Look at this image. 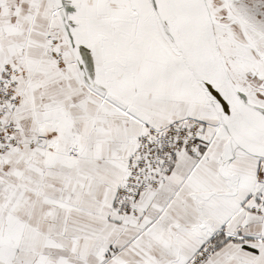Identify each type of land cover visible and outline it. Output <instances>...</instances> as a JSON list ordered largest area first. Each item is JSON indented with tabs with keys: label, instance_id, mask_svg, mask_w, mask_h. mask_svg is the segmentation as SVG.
I'll return each mask as SVG.
<instances>
[{
	"label": "crops",
	"instance_id": "crops-1",
	"mask_svg": "<svg viewBox=\"0 0 264 264\" xmlns=\"http://www.w3.org/2000/svg\"><path fill=\"white\" fill-rule=\"evenodd\" d=\"M138 7L0 0V77L9 64L22 71V145L0 155V264H186L212 239L221 244L203 264H264V158L232 146L177 49L181 64ZM186 117L203 122L202 158L181 154L137 215L119 213L136 138ZM39 133L54 146L30 147Z\"/></svg>",
	"mask_w": 264,
	"mask_h": 264
},
{
	"label": "built area",
	"instance_id": "built-area-1",
	"mask_svg": "<svg viewBox=\"0 0 264 264\" xmlns=\"http://www.w3.org/2000/svg\"><path fill=\"white\" fill-rule=\"evenodd\" d=\"M49 54L58 67L65 65L64 51L55 36H48ZM21 69L17 65H6L0 77V155L18 149L19 128L14 119L20 104L17 93ZM203 122L186 117L162 128H150L136 138L135 151L130 158L124 183L117 190L114 207L124 215H137L142 197L150 190L159 188L172 172L176 159L184 153L202 158L201 128ZM51 133L33 135L28 145L39 150L54 146ZM72 151H76L72 149ZM221 243L212 239L204 244L186 264H203Z\"/></svg>",
	"mask_w": 264,
	"mask_h": 264
},
{
	"label": "water",
	"instance_id": "water-1",
	"mask_svg": "<svg viewBox=\"0 0 264 264\" xmlns=\"http://www.w3.org/2000/svg\"><path fill=\"white\" fill-rule=\"evenodd\" d=\"M174 47L200 83L232 146L264 158V108L242 96L220 52L206 0H147Z\"/></svg>",
	"mask_w": 264,
	"mask_h": 264
},
{
	"label": "rangeland",
	"instance_id": "rangeland-1",
	"mask_svg": "<svg viewBox=\"0 0 264 264\" xmlns=\"http://www.w3.org/2000/svg\"><path fill=\"white\" fill-rule=\"evenodd\" d=\"M126 1L129 11L137 10L141 5L145 23H152L160 38L171 48L170 40L161 32L146 1ZM206 1L210 11L213 10L219 48L233 83L264 105V0ZM175 56L179 62L180 58Z\"/></svg>",
	"mask_w": 264,
	"mask_h": 264
},
{
	"label": "bare ground",
	"instance_id": "bare-ground-1",
	"mask_svg": "<svg viewBox=\"0 0 264 264\" xmlns=\"http://www.w3.org/2000/svg\"><path fill=\"white\" fill-rule=\"evenodd\" d=\"M147 1V0H146ZM147 3V2H146ZM213 13V10H212V8H211V14ZM213 16V15H212ZM156 17H157V15H156ZM157 19H159L158 17H157ZM160 20V19H159ZM214 26H215V24H214ZM215 28H216V26H215ZM167 39H169L170 40V37H166ZM217 40H218V37H217ZM223 41V40H222ZM170 43H171V48H172V50L174 49L173 47H174V45L172 44V42H171V40H170ZM219 44V43H218ZM178 51V50H177ZM179 52V51H178ZM220 52H221V50H220ZM179 55L181 56V54L179 53ZM227 58V57H226ZM181 59L183 60V58H182V56H181ZM183 62H184V60H183ZM185 63V62H184ZM238 64V63H237ZM186 65V64H185ZM187 66V65H186ZM241 66V65H240ZM238 67V66H237ZM200 84V83H199ZM236 88H237V90H238V92L242 95V96H244L245 98H247L251 103H254L255 105H257V106H259V107H262V108H264V105L263 104H261V103H259L258 101H256V100H254V98L247 92V91H244V90H242L241 88H239V87H237L236 86ZM19 138V137H18Z\"/></svg>",
	"mask_w": 264,
	"mask_h": 264
}]
</instances>
